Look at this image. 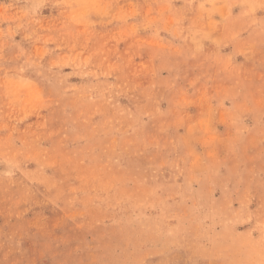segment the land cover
<instances>
[{"label":"rangeland","instance_id":"obj_1","mask_svg":"<svg viewBox=\"0 0 264 264\" xmlns=\"http://www.w3.org/2000/svg\"><path fill=\"white\" fill-rule=\"evenodd\" d=\"M0 264H264V0H0Z\"/></svg>","mask_w":264,"mask_h":264}]
</instances>
